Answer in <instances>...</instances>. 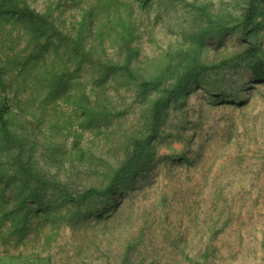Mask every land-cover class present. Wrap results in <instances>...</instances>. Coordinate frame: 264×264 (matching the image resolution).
<instances>
[{"label":"trees","instance_id":"obj_1","mask_svg":"<svg viewBox=\"0 0 264 264\" xmlns=\"http://www.w3.org/2000/svg\"><path fill=\"white\" fill-rule=\"evenodd\" d=\"M258 1L247 0L239 17L245 50L211 59L207 39L224 18L214 20L210 4L198 0H44L42 9L32 0H0V264H53L33 241L50 245L67 228L97 244V226L112 232L117 222L112 233L124 237L128 199L145 170L162 161L193 164L186 154H160L184 138L181 122L173 129L169 120L189 85L203 86L215 105H240L244 98L225 87L230 68L243 65L252 82H264L263 50L251 35ZM174 3L190 8L184 42L140 59L138 41ZM67 10L72 19L61 21ZM213 191L205 217L193 209L199 241L209 233L195 256L179 227L161 230L169 264L179 256L209 263L230 217L223 183ZM143 237L126 235L113 262L145 264L132 261Z\"/></svg>","mask_w":264,"mask_h":264},{"label":"rangeland","instance_id":"obj_2","mask_svg":"<svg viewBox=\"0 0 264 264\" xmlns=\"http://www.w3.org/2000/svg\"><path fill=\"white\" fill-rule=\"evenodd\" d=\"M43 2L32 0L38 9L43 8ZM198 2L199 5L210 4V16L214 20L224 18V24L218 27L220 30L213 29L208 36L210 58L245 50L247 43L241 36L238 21L247 0ZM173 5L171 13L160 22L153 20L138 41L142 53L140 59L159 53L170 43L180 46L184 42L181 33L188 30L190 8L178 3ZM73 13L74 10L60 13L61 21L69 22ZM218 31L224 32L217 34ZM251 35L264 54V0L257 3ZM225 79L228 94L244 98L240 105H215L205 88L194 82L179 101L182 109L172 110L170 126L174 129L181 122L179 129L184 138L170 148L162 147L160 154L177 157L186 154L193 164L172 161L165 164L162 161L152 163L145 170L135 183L131 199H128L132 206L126 213L130 216L124 218L128 222L122 229L124 237L112 233L117 222L112 226V232L103 231L101 224L98 225V237L89 231L99 242L97 244L91 243L84 232L74 235L67 228L50 245L45 243V238L33 241V249L46 248L44 256L51 253L53 264H118L113 259L125 247V236L131 234L136 239L144 235L132 261L139 262L141 258L145 264H169L172 249L163 241L161 230L175 224L183 232L181 240L190 245L187 252L195 256L196 246L209 241V233L199 241L202 236L195 235L197 225L193 209L205 217L211 206L210 192L214 193L217 183L222 182L225 213L230 217L212 241L216 249L208 264H264V82H252L251 73L243 65L230 68ZM63 170L52 168L50 171L65 180L67 174ZM120 197L122 200V195ZM144 222L148 223L146 229ZM178 261L177 264H190L180 256Z\"/></svg>","mask_w":264,"mask_h":264}]
</instances>
